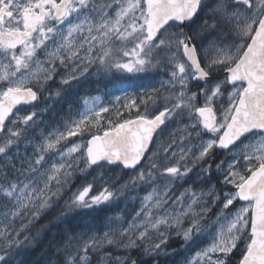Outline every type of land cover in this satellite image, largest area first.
Listing matches in <instances>:
<instances>
[{
  "label": "snow or ice",
  "instance_id": "6c2138e0",
  "mask_svg": "<svg viewBox=\"0 0 264 264\" xmlns=\"http://www.w3.org/2000/svg\"><path fill=\"white\" fill-rule=\"evenodd\" d=\"M92 65L144 74L112 84L134 118L121 119L119 109L115 121L102 117L110 109L93 97L56 107ZM161 73L159 87L139 82ZM0 82V264H14L31 243L21 234L61 204L57 219L74 214L81 224L64 229L58 264H94L93 253L95 264H137L131 249L158 256L173 231L188 242L208 228L212 242L197 253L205 264H227L241 240L239 264H264V0H0ZM64 107L57 127L37 135L44 114ZM184 117L191 130L179 159L168 148L146 156L167 122ZM25 143L31 153L25 149L19 168L9 165ZM112 166L129 170L119 186L105 179ZM77 173L82 182L73 185ZM177 183L189 186L175 195ZM143 187L152 191L130 220L96 226L102 205ZM236 201L245 202L238 211ZM213 206L220 211L210 224ZM154 234L158 241L145 247Z\"/></svg>",
  "mask_w": 264,
  "mask_h": 264
},
{
  "label": "trees",
  "instance_id": "16d2710c",
  "mask_svg": "<svg viewBox=\"0 0 264 264\" xmlns=\"http://www.w3.org/2000/svg\"><path fill=\"white\" fill-rule=\"evenodd\" d=\"M143 75L144 74L141 73H137L134 75L126 74L125 72L117 71L115 69H113L112 73L106 74L99 65H93L89 68L87 74L85 75L86 78L82 77L81 83L77 85L76 88L71 89L66 100L61 101L60 105H57L56 107L59 108L60 106L68 102H72L68 106L75 109V107L82 105V100L85 97L96 94L103 95L107 100V97L112 95V84L117 81V78H121L122 80H124V82H127L129 79L138 80V78L142 77ZM151 75L154 74H149V76ZM219 75H221V73H219L218 76ZM161 77H163L162 73L159 77H156V79H145L139 82H142L145 85L159 87V81H161ZM129 92L130 95L134 94L133 90H130ZM135 92H139V89H136ZM167 94L168 93L165 91V89H160L159 106L161 110L163 109V106L165 104L164 97ZM122 104V101H119L113 106V108L110 109L111 115L110 113H105L102 117H108L115 121L117 119L116 110L119 109L123 113V115L120 117L121 119L129 115L134 118L135 110L129 113L126 109H123L121 107ZM149 104L151 105V102H149ZM67 111L68 107H64V110L62 112H59V115H57L56 112L45 113L43 125H41L39 131L37 132V135L43 133L45 127L51 129L53 120L60 119L67 113ZM177 120L178 118L174 123L171 120L167 122V127L165 128L164 132L154 138L148 155L156 152L160 157H163L164 149L168 148L169 151L176 152V155L171 156L170 160H177L179 158L180 148L182 145L181 141L184 140V137L182 135L183 124H180V122H178ZM93 131H95V129ZM26 148L30 153L31 146L28 144L26 147L20 145L19 149L25 151ZM18 155L19 154H16L15 152L12 153V156L14 157H17ZM220 156L218 158H220ZM7 163H9V165L11 163H15L17 168L20 166V162L18 161V159L10 160ZM142 164H146V161H144ZM112 167L114 168V171L108 172L105 179L108 183H116L117 186H119V184L124 183L128 179V177L124 173L129 170L122 171L121 168H116L115 166ZM5 171H7V169H5ZM89 180H91V177H89ZM71 182L73 185H79L82 182V177L79 173H77L76 176L72 178ZM190 183L191 181L189 182V184ZM213 183L215 184V181H213ZM189 184L181 185V183H179L176 188L182 189L186 186H189ZM104 186V184L101 185L100 183L97 185V188H103ZM72 190H74V188ZM145 190L146 187L130 189L127 192L126 196L121 198V200L117 204L108 206L102 205V211L93 213V216L97 221L96 226L100 227L107 218L113 216H120L123 220H130L131 216L134 215V212L139 210L141 197L145 194ZM66 198L67 196H65V199ZM62 208L63 204H61L59 208L50 210L49 212L45 213L39 218V220L35 221L32 225L29 226L31 229L30 232L21 234V239H23V236L27 234L31 240V243L26 247H21V249L19 250V255L15 256L14 264H58L62 256L61 253L57 250V245L62 239L64 229L68 225H71L73 228H77L81 224V218L76 217L74 214L69 219H67L65 223H61L60 220L57 219V216ZM26 222L27 221L25 220L24 223ZM20 223L21 221L16 222V226L19 227ZM151 240L152 238L146 240L144 246H151L153 243ZM183 247L184 242L182 240V237L176 235L175 231H173L167 240L165 252H162L160 255H146L141 248L131 249L130 256L131 259L137 261V264H179L183 258L187 257L188 253L192 252H188V249H183ZM244 248L245 242L242 241L239 243L238 247L228 256L227 264H239L241 253L244 251ZM104 250L111 251L114 255L119 256H124L126 251L125 249L108 245H105ZM96 255V253H93L92 258L94 260V264Z\"/></svg>",
  "mask_w": 264,
  "mask_h": 264
},
{
  "label": "rangeland",
  "instance_id": "374dc122",
  "mask_svg": "<svg viewBox=\"0 0 264 264\" xmlns=\"http://www.w3.org/2000/svg\"><path fill=\"white\" fill-rule=\"evenodd\" d=\"M101 2H102V0H101ZM93 66V65H92ZM91 67V66H90ZM89 67V68H90ZM89 70V69H88ZM121 72H125L126 74H137V73H135V72H133V73H128V72H126V71H121ZM87 74V73H86ZM85 74V75H86ZM217 74V75H216ZM218 74L219 73H214V75H216V76H218ZM162 75H163V77H161V80H164V79H166V77H164L165 75H164V73H162ZM221 78L223 77V73H221V75H219ZM58 77V81H59V76H57ZM232 91V88L231 87H229V89H228V92H226L225 94H224V97H223V100H224V103L225 104H227V102H228V95H229V93ZM116 95H120L121 96V100L120 101H122V103H124L125 102V100L127 99V97L123 94V93H120V92H117V93H115ZM128 95H130V92L128 93ZM87 97H93V98H97V102L99 103V102H102L105 106H108L109 107V109H111V108H113V106L116 104V103H118V101H116L115 100V98H114V96L113 95H111V96H109V97H107V100L104 98V96L103 95H101V94H96V95H91V96H87ZM83 101V100H82ZM105 114V113H104ZM104 114H102V116L104 115ZM188 120V118L187 117H184V118H178V122H180V124H183L182 126H183V137H184V140H182L183 141V145H181V147L182 146H184V145H187L188 144V136H187V134H188V132L191 130L190 129V126H189V124H186L185 122ZM51 130V129H50ZM73 139H76V140H79L80 138L79 137H74ZM24 147H26L27 146V143H25V144H22ZM15 152V151H14ZM16 154H19L17 157H16V160L18 159V161L20 162V159H19V157H21V156H24L25 155V151H23L22 149H19V152L17 153V152H15ZM30 153H31V150H30ZM29 153V154H30ZM179 159V158H178ZM177 159V160H178ZM218 159H222V160H228V159H230V157L229 156H227V155H225V154H222L221 156H220V158H218ZM19 168V167H18ZM193 179H195V177H193ZM101 185H103V183H101ZM177 185H179V183H177L175 186H174V188H173V193L175 194V195H179L180 193H182L183 191H184V189L185 188H187L188 186H186V187H184V188H182V189H179V188H176V186ZM146 192H145V194L141 197V200H142V198L148 193V192H150V191H152V189L150 188V187H146V190H145ZM245 205V203H239V204H236L235 202H234V211H238L239 210V208L241 207V206H244ZM220 211V209L218 208V207H216V206H213L209 211H208V213H207V216H208V218H210L209 219V223L210 224H213L214 223V221H215V219H216V213H218ZM16 222H20V220H17ZM209 232H211V228H208V229H206L199 237H197V238H195L194 239V241H188V242H186L183 238H182V240H183V242H184V247H183V249H188V252L189 251H192L191 253H188L187 254V257H185V258H183L181 261H180V263L179 264H196V262H197V260H199V264H205V261H204V259H202V258H198L197 257V253H199L201 250H203V249H206L207 247H209L210 246V244H211V242H212V238H211V236L209 235ZM182 237V236H181ZM152 242L153 241H158V237L154 234L152 237ZM242 241H244V240H241V241H238V245H239V243L240 242H242ZM193 249V250H192ZM235 249H233V251H234ZM217 255H219V254H217Z\"/></svg>",
  "mask_w": 264,
  "mask_h": 264
},
{
  "label": "flooded vegetation",
  "instance_id": "af4514ba",
  "mask_svg": "<svg viewBox=\"0 0 264 264\" xmlns=\"http://www.w3.org/2000/svg\"><path fill=\"white\" fill-rule=\"evenodd\" d=\"M56 81L59 82V81H58V77H56ZM0 83H2V82H0ZM52 91H53V93H54V92H55V88H53ZM47 95H48V94L45 93V97H46ZM27 107H28V106H26V107H21V108H27ZM6 123H7V122H6ZM55 127H56V124L53 123L52 128H55ZM0 135H3V134L1 133ZM240 202H241V201H236L235 203H236V204H239ZM241 203H242V202H241Z\"/></svg>",
  "mask_w": 264,
  "mask_h": 264
},
{
  "label": "water",
  "instance_id": "95a60500",
  "mask_svg": "<svg viewBox=\"0 0 264 264\" xmlns=\"http://www.w3.org/2000/svg\"><path fill=\"white\" fill-rule=\"evenodd\" d=\"M18 107H20V106H18ZM15 111V110H14ZM150 147H151V144L149 145V150H150ZM149 152V151H148ZM148 153H146V155H147ZM141 163H143V161L141 162ZM241 202H243V201H241Z\"/></svg>",
  "mask_w": 264,
  "mask_h": 264
}]
</instances>
